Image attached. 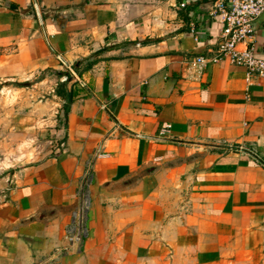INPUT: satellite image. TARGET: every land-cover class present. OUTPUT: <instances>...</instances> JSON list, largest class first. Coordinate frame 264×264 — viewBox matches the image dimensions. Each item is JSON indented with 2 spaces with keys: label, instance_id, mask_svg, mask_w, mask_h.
<instances>
[{
  "label": "crops",
  "instance_id": "crops-1",
  "mask_svg": "<svg viewBox=\"0 0 264 264\" xmlns=\"http://www.w3.org/2000/svg\"><path fill=\"white\" fill-rule=\"evenodd\" d=\"M215 1L0 0V85L40 78L59 139L0 175V264H264V76L187 63Z\"/></svg>",
  "mask_w": 264,
  "mask_h": 264
},
{
  "label": "rangeland",
  "instance_id": "rangeland-1",
  "mask_svg": "<svg viewBox=\"0 0 264 264\" xmlns=\"http://www.w3.org/2000/svg\"><path fill=\"white\" fill-rule=\"evenodd\" d=\"M38 79L0 85V175L35 162L59 142L43 120L51 110L43 104L46 85L32 86Z\"/></svg>",
  "mask_w": 264,
  "mask_h": 264
},
{
  "label": "built area",
  "instance_id": "built-area-1",
  "mask_svg": "<svg viewBox=\"0 0 264 264\" xmlns=\"http://www.w3.org/2000/svg\"><path fill=\"white\" fill-rule=\"evenodd\" d=\"M182 6L184 3L181 4ZM264 10V0H217L213 4V13H219L222 28L210 56L198 55L189 58L188 66L201 72L209 63L227 58L231 63L245 68V80L250 83L254 78L264 76V57L253 46L255 19ZM69 72L74 70L70 67ZM79 234L70 239L79 240Z\"/></svg>",
  "mask_w": 264,
  "mask_h": 264
},
{
  "label": "trees",
  "instance_id": "trees-1",
  "mask_svg": "<svg viewBox=\"0 0 264 264\" xmlns=\"http://www.w3.org/2000/svg\"><path fill=\"white\" fill-rule=\"evenodd\" d=\"M95 60L92 59V60H88L85 62L84 66H83V69H88L90 68L93 64H94ZM79 63L80 62H77L76 64H74L72 66V69L78 73V68H79ZM65 75L67 76V80L71 78V73L70 72H66ZM55 93L56 95H58L59 97L65 99V103L63 105V108H64V113L67 112V109H68V106L69 104L71 103L72 101V98L74 96V92H73V89L70 88V89H67L65 87V84L62 82V83H58L57 84V87L55 89Z\"/></svg>",
  "mask_w": 264,
  "mask_h": 264
},
{
  "label": "water",
  "instance_id": "water-1",
  "mask_svg": "<svg viewBox=\"0 0 264 264\" xmlns=\"http://www.w3.org/2000/svg\"><path fill=\"white\" fill-rule=\"evenodd\" d=\"M255 22L257 23H264V10L258 15V17L255 19Z\"/></svg>",
  "mask_w": 264,
  "mask_h": 264
}]
</instances>
